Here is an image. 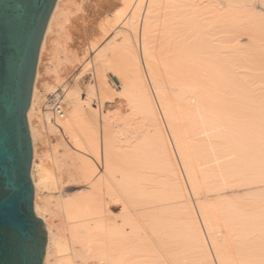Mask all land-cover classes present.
<instances>
[{"label": "bare ground", "instance_id": "bare-ground-1", "mask_svg": "<svg viewBox=\"0 0 264 264\" xmlns=\"http://www.w3.org/2000/svg\"><path fill=\"white\" fill-rule=\"evenodd\" d=\"M118 1L120 0H113L117 3ZM121 1L126 10L136 6L131 16L132 23L129 20L128 22L133 26L135 23L137 27L141 23L143 54L150 66L154 88L175 137L178 153L181 154L189 183L196 194L194 196L197 197L201 217L219 264H264L263 18L262 23L257 21L259 18L253 19L254 22L256 21L255 24L251 20L252 26L254 25L252 28L250 26L242 27L245 28L244 30L239 29L243 31V33L239 32L240 36H237L239 42L229 44V37L226 40L228 35L216 36L215 25L214 28L211 25L208 27L207 23L204 24V20H200L194 12L185 8L193 6L191 0ZM144 5L139 22V17L136 19L139 14L138 9H143ZM163 6L171 8L174 6L173 9L176 11L171 9L172 11L168 12L165 9L167 16L165 15L166 18H164L159 11ZM177 6L181 9H177ZM71 8V4L66 0H58L42 44L40 60L44 55L50 34L57 26H66ZM121 11L117 14L118 20L125 14V11ZM157 25H161L163 32L158 39H163L168 44V52L170 50L175 53L166 56L165 62L161 61L159 65L156 63L154 65V61L159 59L157 53L152 50L151 43L153 38L157 37L153 33L155 28H158ZM230 39L235 40L234 36ZM124 45L132 54L131 72L141 75V81L137 84L134 96L140 119L147 125V139L158 155H146L147 159L144 158V160L146 159V162L148 160V169H150L137 180L134 177L131 178L134 181H131L128 176L132 169L134 171L130 176H136L137 170L142 171V166L140 169L135 166V169L130 170L124 166L122 171L128 169L129 173H123L122 178L119 179L115 174L117 173L115 169L118 167L116 160L119 159H117L118 156H121L115 155L119 149L116 143L118 132L115 134L112 127L105 128L103 133L105 141L102 140L104 143H101L104 145V155H96L93 157L95 160L90 157L92 162L84 161L83 157L84 163L81 162V166L79 164L80 169L90 180L88 190L81 191L82 194L80 191L76 192L75 197L68 196L61 199L60 209L66 217L64 218L65 230L62 231L61 228L56 231L53 218L45 217L49 233L45 264H214L205 231L191 202V196L189 197L186 182L183 180L184 176L160 118L158 105L144 76L139 54L134 50L133 41L129 36L125 37ZM124 55L128 56L126 53ZM130 57L131 55L128 59ZM171 61H174V64L163 69L162 72L160 68H157H162V65L166 66ZM39 76L38 67L37 78ZM37 91L38 87L35 83L29 111L30 127L34 137L36 129L31 116L38 101ZM74 92L69 93L71 98L76 97ZM90 98L92 101L88 100V106L83 108L79 107L75 99L72 100L65 119H56L54 113L46 112L48 121H59L54 128L71 134L72 141L70 138L69 140L75 150L76 148L79 150L78 146L84 142H82L84 136L81 137L80 134L85 135L88 142L97 141L98 138L97 133L95 137L94 129L96 127L100 129L97 126L100 123V115L97 111L99 108L95 106L93 96ZM101 123H103L102 120ZM94 141L91 142L94 143ZM102 145L101 148H103ZM99 146L100 143L97 149ZM77 150L74 152L78 156ZM128 156L124 155L125 158L120 159L124 161ZM123 163L126 164L125 161ZM34 164L36 165V162ZM143 165L148 170V165ZM48 170L43 164L38 167L39 178L35 181L38 187L46 188L52 184L54 174ZM60 173L61 171L58 175ZM132 182H136L138 184L136 187L143 188L151 196L144 202L146 204L144 207L137 204L138 208L143 207L146 211L148 209L153 217L152 220L148 212L140 208L144 211L143 214L149 215V219L153 222V225L151 222L149 224L151 228L146 225L147 229H150L149 232L157 230L154 227L155 224L156 226L161 224L164 227L162 231L160 227V231L163 233L164 228L170 229V235L175 238L170 241L168 234L166 239L169 242L168 248L171 250L165 251L166 247L163 245L162 249L165 252L161 251L163 255L161 254L160 260L157 253L161 252L151 247L149 243L153 236L150 237L147 231L139 232L135 225V223L139 224L134 221V216L136 218L137 215L135 211H141L132 204L135 199L132 189H136V183L131 184ZM116 201L122 202L119 214H115L111 209L116 207L114 204ZM41 204H36V210L40 215ZM167 229L164 235L167 234ZM159 236L161 238L160 233ZM156 250L158 261L151 256ZM50 255L55 256L56 259L50 261Z\"/></svg>", "mask_w": 264, "mask_h": 264}, {"label": "rangeland", "instance_id": "rangeland-1", "mask_svg": "<svg viewBox=\"0 0 264 264\" xmlns=\"http://www.w3.org/2000/svg\"><path fill=\"white\" fill-rule=\"evenodd\" d=\"M120 1H118L117 3V2H113V0H66V2L70 3L72 6L71 10L68 13L70 21L68 19L66 26H60V27L57 26V28L49 36L47 47L44 50L43 53L44 55H42L43 60L41 57L40 60L41 62L39 64L40 76L39 78H37L36 81L38 87V91H37L38 101L35 105L33 114L31 116V121L33 120V125L36 129L35 137L33 135L35 154L33 161L32 176L35 183L36 179L39 178L38 167L40 166V164H43L44 166H46L47 169H49L48 171L52 172L51 174H54L53 175L54 180L52 182L53 185L52 184H51L52 186L50 185L51 188L38 187L35 183V209H36V204L38 203L41 204L42 202V204L40 205L41 215L37 212V210L36 212L38 215L44 218L45 222H46V218L47 219L49 217L53 218L52 221L55 225L56 231L58 229L61 230V228L62 231L65 230L66 226L64 223H66L65 220L66 217L65 215H63L64 213L62 209H60L61 199H65L66 197L68 198V196L75 197L77 196L76 192L80 191V194H82L81 191L85 192L88 190L89 187L88 185H90L88 182H90V180L87 178V176H85L86 174L80 169V166L82 163H84V161L92 162V160H95L93 157H95L96 155H104L105 152L103 150L104 145L102 144L104 143L103 141L105 140L103 133H105L104 131L107 128L112 127L113 128L112 130L113 131L115 130L114 131L115 134L118 132L116 134L117 136L116 143L119 149L117 150V153L115 155H121V156L117 157V159L118 158L119 159L116 160V162L118 163L117 165L118 167L117 169H115L117 170V173L115 172V174H117V177L119 179L122 178L123 173L125 174L129 173L128 169L122 171V169H124V166H127L129 170L132 168L135 169V166L136 168L140 169L142 166L141 169L143 172L141 170L140 171L137 170L138 173H136V176L134 175L132 177L130 176L134 171L132 169L130 171L131 174L128 176L130 177L131 181H134V179H131L134 177L135 180H137L138 178L141 177V175H144V173L146 174L147 171H149L150 169V168L148 169L149 167V165L147 164L148 160L147 162L145 161L147 159L146 155H158V152L155 150L154 147H152V145L149 143V140L147 139V132H148L147 125H145L144 122H142V119H140L141 117L138 114L139 113L138 107L136 105V99L134 95L136 93L137 84H139L141 81V75L131 72V70L133 69V65H131L132 54L129 52V50H126V47L124 45L125 37L129 36L133 41L134 50L139 54V57L141 59V66L144 76L150 87L151 93H153V97L156 100L155 102L158 105L157 107L159 108L160 118L163 121V126L165 131H167L168 133L170 144L172 145L173 148V153H175L174 154L175 158L181 169V173L183 174L182 176H184L183 180L184 182H186L185 184L189 191V197L191 196L190 197L191 202L198 213L199 220L205 231L209 243V248L213 255L214 264H219L218 259L216 257V253L214 251V246L211 243L209 233H207L208 232L207 228L205 227L201 217V212L197 204L198 203L197 197L194 196L195 192L192 188V185H190L191 183H189V177L187 176L184 163H182L183 160H181V156H180L181 154L178 153L179 151L177 150L178 148L176 146V142L174 139L175 137H173L172 130L170 129L167 123V118L163 113V110L161 109L160 99L157 96L156 88H154L155 86L153 84L152 75L150 72V66H148L147 58L143 54L144 45L142 42V36L140 31L141 23L138 27L137 25H135V23L134 26L133 24L129 23V22L132 23L131 16L136 6L134 7L131 6L130 8H128V10H126L124 9L125 6L124 3L122 1L120 3ZM165 1H169V0H165ZM191 2L193 3V6H188L185 8H188L189 11L194 12L200 18V20H204V24L207 23L209 25L208 27H210L211 25V27L214 28L215 25L216 27L214 32L216 33L217 31L216 36L226 37V35H228L226 37V40H228L229 37L228 40L229 44H237V41L239 42V37L237 38V36H240L238 35L239 32L243 33V31L241 30L245 29L242 27H246V28L250 26H251L250 28L254 27V25L252 26L251 20L254 22L256 18L259 19L261 18L260 20L259 19L257 20L259 22L261 21V23H262V18L264 20V0H238L237 2L236 0H191ZM232 4L234 7L231 6ZM144 8L145 5L143 9L141 10L138 9L139 14H137L138 16L136 17V19H138L139 17V22L141 21V16H142L141 14H143L141 12H143ZM173 8H171L170 6H163L160 8L162 10L159 11L160 13L162 12L161 15H163V17L166 18L167 16L165 14L166 10H168V12H171L172 11L171 9ZM176 8L179 9L180 7L177 6ZM120 10H122L121 12L125 11V14L122 18H120V20H118L117 14L120 13L119 12ZM173 11H176V9L175 10L173 9ZM220 19L223 22H221ZM212 20H214L215 22L213 21L211 23ZM255 23L256 21L253 24ZM257 25L260 26V24H256V26ZM156 27L158 28L160 27V28L159 30L158 28H155L153 33L157 37L153 38L151 46H152V50L157 53L159 59L154 61V65L155 63L156 65H159L161 61L165 62L166 56L174 55L175 52L170 50L168 52V48H169L168 44H166L163 39L162 40L158 39V37L163 32L161 30V25H157ZM216 28L219 30V32ZM232 35L234 36L235 40L230 39L233 38ZM58 43H60V45ZM125 53L128 56H125L124 55ZM129 54L131 55L130 59H128V57L130 56ZM172 64H174V61H171L170 64L167 63L166 66L162 65V68L161 67H157V68H160L162 72L163 69L169 68V66L170 65L172 66ZM58 87H63L64 89L66 112H67L66 117L68 116V110L71 108V102L74 99L77 101L79 107L83 108L88 106V100L90 101L91 100L90 97L93 96L94 98L93 101L96 103L95 106L96 107L98 106L97 109L99 108L97 111L99 112L100 115V123H99L100 126L99 124L97 126L100 129H97V127L94 129L95 137H96V133L98 134L97 141L91 140L94 141V143H92L91 141L88 142V140L85 138V135L80 134L81 137L84 136V138L82 139V142L83 141L84 142L82 143V145L78 146L79 150H77L76 148L77 152L80 154V155L78 154L79 157L74 152L76 151L75 149H73L75 147H73V145L70 144V140L72 139L71 134H68L66 131L65 133L63 130H57L56 128H54L56 122L59 121L58 120L52 122L47 121L41 109L44 101L47 98V95L52 91H54L55 89H57ZM102 89H105L106 91ZM73 91H75L74 93L76 97L71 98V96H69V93L70 92L72 93ZM102 95L103 96L106 95V97H103ZM104 98H106L105 101ZM85 100L87 101V105L83 104ZM107 112L109 113L107 114ZM29 119H30V115H29ZM101 120L103 123H101ZM108 122H109V126L111 123L112 126L109 127ZM97 130H99V132ZM99 143L100 146L97 149V145ZM94 144H95V148H94ZM101 145L103 146V148H101ZM90 146L92 148H90ZM68 150L69 152L67 153ZM90 150L92 151V153ZM80 151H82V153ZM82 154L85 155L83 156ZM86 155L87 158H85ZM124 155L127 156L130 155V157L128 156L126 160H124L126 163L127 159L130 158L128 159L129 160L128 165L127 163L124 164L123 163L124 161L120 159V158L124 159L126 157V156L124 157ZM80 156L82 157L80 158ZM73 157L76 158L77 160L79 158L80 159L77 161ZM83 157H84V161L82 162ZM90 157L92 158V160ZM142 157L143 159H141ZM144 158L146 159L144 160ZM120 160H122L121 163ZM76 161L78 163H76ZM139 161L142 162L139 163ZM35 162L36 165L34 164ZM136 162L139 163L138 166ZM142 163L145 164L146 166L148 165L147 166L148 170H146L145 166ZM76 164L78 165V167ZM119 166L122 172L120 171ZM75 168L78 171L80 169L81 174L80 171L76 172ZM60 171L62 177L59 176L60 174L58 175V172ZM66 172L67 173L70 172V173L67 174ZM60 177L63 179L61 180ZM56 178L57 180H55ZM85 183H87V185ZM133 183L135 184L136 182H132L131 184ZM143 183L144 181L142 182V185ZM119 184L121 183L119 182ZM137 185L138 184L136 183L135 187ZM132 191L134 192L133 196L135 198V199L133 198L134 199L132 203L133 206H137L136 209L139 206L137 204H140L141 206L144 207L145 204L144 202L151 197L150 194L146 192L143 188L140 189L138 187H136V189H132ZM134 194H136V196ZM107 200L110 201V199ZM116 202H114L116 207H111V209H113L115 214H119L121 212L122 202L121 201H116ZM47 203H49L48 208L46 207ZM143 207H139L138 210H140V208L143 209ZM143 210H140L141 212L138 211L139 213L135 211V213L137 214L136 218L139 216L138 217L139 221L135 218V216H134V221L139 222L140 224L139 226L138 223H135V225L137 226V230L139 232L147 231L150 237L153 236V238H151L149 242L151 247H155L159 249L158 251L161 252L163 250L162 246L165 245L166 247L165 251L169 252L171 248L170 249L168 248V244H167L169 243L168 239L170 241L175 239L173 236L170 235L171 234L169 233L170 229L164 228V232L162 233L161 231L163 230L164 225L160 224L156 226V224L154 223L155 224L154 227L157 228V230L155 229V231L149 232L150 229H147V226L150 224V222L151 225H153V222L151 221V219L153 220V217L151 216V214H149L148 209L147 211L144 210L146 211V213L148 212V214L151 216V219H149L150 218L149 215L145 213L147 215L145 216V214H143L144 213ZM151 225H149L148 228H151ZM46 226H47V222H46ZM160 227H161V231H160ZM166 229L168 232L166 235H164ZM159 233L161 235V238L160 236L158 237ZM168 234L170 235V237H168ZM157 237L159 240L157 239ZM166 237H168V239H166ZM162 239H164L165 244H163L164 241H162ZM156 252L157 250L154 251L152 253L154 255L151 254V256H153L152 259L158 261V259L159 260L161 259L163 253L158 252L157 254L159 256L157 259ZM55 259H56L55 256L50 255L49 257L50 261H54Z\"/></svg>", "mask_w": 264, "mask_h": 264}, {"label": "water", "instance_id": "water-1", "mask_svg": "<svg viewBox=\"0 0 264 264\" xmlns=\"http://www.w3.org/2000/svg\"><path fill=\"white\" fill-rule=\"evenodd\" d=\"M58 0H0V264H45L49 233L35 209L29 111Z\"/></svg>", "mask_w": 264, "mask_h": 264}, {"label": "built area", "instance_id": "built-area-1", "mask_svg": "<svg viewBox=\"0 0 264 264\" xmlns=\"http://www.w3.org/2000/svg\"><path fill=\"white\" fill-rule=\"evenodd\" d=\"M83 104L87 105V101L85 100ZM41 109L46 120H47L46 112L54 113L55 115L54 118H59V119L66 118L67 115L66 101H65V93L63 87H59L54 92L49 93Z\"/></svg>", "mask_w": 264, "mask_h": 264}]
</instances>
